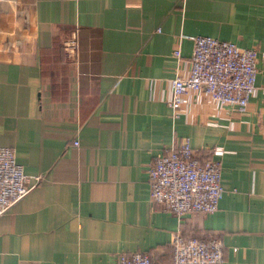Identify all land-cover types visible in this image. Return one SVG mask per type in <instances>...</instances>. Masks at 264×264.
Segmentation results:
<instances>
[{
    "label": "crops",
    "instance_id": "0c3cea01",
    "mask_svg": "<svg viewBox=\"0 0 264 264\" xmlns=\"http://www.w3.org/2000/svg\"><path fill=\"white\" fill-rule=\"evenodd\" d=\"M193 34L256 47L245 109L186 89L173 113ZM184 135L220 160L213 211L150 197L149 161ZM0 144L41 174L0 213V264H173L178 227L221 237L216 264H264V0H0Z\"/></svg>",
    "mask_w": 264,
    "mask_h": 264
},
{
    "label": "built area",
    "instance_id": "2783aa9c",
    "mask_svg": "<svg viewBox=\"0 0 264 264\" xmlns=\"http://www.w3.org/2000/svg\"><path fill=\"white\" fill-rule=\"evenodd\" d=\"M189 36L193 41L189 70L186 74L175 73L171 78L172 95L168 104L173 113L186 89L204 90L220 104L245 109L256 87V47L211 34ZM69 42L68 48L75 50L74 37ZM173 54H180L179 46L173 48ZM147 173L151 199L177 215L213 211L223 192L220 160L195 152L187 135L156 154L148 163ZM40 177L41 174L23 170L12 146L0 144V213ZM169 243L173 264H216L223 259V241L219 236L185 235L178 227L171 233ZM117 264L159 263L149 251L136 249L119 251Z\"/></svg>",
    "mask_w": 264,
    "mask_h": 264
}]
</instances>
